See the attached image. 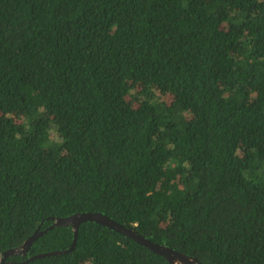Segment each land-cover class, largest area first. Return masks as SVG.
Returning <instances> with one entry per match:
<instances>
[{
	"label": "trees",
	"instance_id": "obj_1",
	"mask_svg": "<svg viewBox=\"0 0 264 264\" xmlns=\"http://www.w3.org/2000/svg\"><path fill=\"white\" fill-rule=\"evenodd\" d=\"M76 212L264 264V0H0V254ZM23 264L171 263L87 221Z\"/></svg>",
	"mask_w": 264,
	"mask_h": 264
},
{
	"label": "water",
	"instance_id": "obj_2",
	"mask_svg": "<svg viewBox=\"0 0 264 264\" xmlns=\"http://www.w3.org/2000/svg\"><path fill=\"white\" fill-rule=\"evenodd\" d=\"M92 221L113 230H116L120 233H123L132 239H134L139 244L145 246L146 248L150 249L151 251L162 255L165 257L168 262L171 264H201L196 257L190 256L188 254L182 253L180 251L175 250L174 248L166 245L160 244L151 241L150 239L146 238L145 236L135 232L134 230L120 224L112 217L102 213V212H76L71 215L65 217H56L53 222L45 229L40 230L39 227L28 237L26 240L19 246L10 248L5 250L0 254V264H23L26 261L36 259L39 257L44 256H51V255H59L64 254L71 251L77 240V234L79 225L83 222ZM71 226L73 229V240L71 245L62 250H52L49 252L35 254L33 256L28 257L26 260L20 263L15 262H7L5 261L7 256L15 255V254H26L32 243L41 235L45 234L49 229L56 227V226Z\"/></svg>",
	"mask_w": 264,
	"mask_h": 264
}]
</instances>
